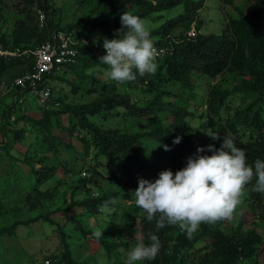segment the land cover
Here are the masks:
<instances>
[{
  "label": "trees",
  "instance_id": "1",
  "mask_svg": "<svg viewBox=\"0 0 264 264\" xmlns=\"http://www.w3.org/2000/svg\"><path fill=\"white\" fill-rule=\"evenodd\" d=\"M94 1L76 0L75 7L92 5ZM98 1L102 8L109 12L103 21L97 20L87 25H63L65 13L62 7H55L49 0H19L23 5L19 13H26V20H32L30 22L33 25L28 26L21 19L17 21L16 28L10 35H0V48L35 49L42 43L51 41L52 35L57 32H73L74 37L103 44L106 39L102 37L104 34H108L107 39L112 40L113 34L108 32L110 27L117 30L122 27L120 16L123 13L130 12L145 20L149 15L161 10L175 11L179 8L180 13L150 32L154 46L165 47L167 52L162 58L156 59L158 67L155 73H146L143 76L137 74L134 81L117 83L105 76L107 66L100 62V58L88 54L80 44L74 47L78 51L75 63L60 65L58 70H53L46 76L51 89L47 109L38 105L37 97L32 95L36 99L38 109L30 107L26 102V96L29 94L27 90H12L9 94L15 101L7 104L0 115V131L8 137L0 147V168L4 169L2 178H6V181L0 179V196L3 198L0 199V215L12 211L15 203L26 207L24 204L30 202L29 207L33 208V211L42 209L48 200L47 194L53 191L52 188L42 190L41 187L53 180L57 172H61L59 169L72 180L75 177V169L79 170L76 163L84 164L88 158L96 164L95 166H100L103 160L123 162L122 165L135 161L140 166L141 177L154 182L161 172L154 170L149 176L150 166L141 167L144 161H138L137 153L142 143L150 146L155 143L161 148L167 145L171 150L164 151L163 157L168 159L170 166L178 163V168H181L182 159H185L187 154L189 157L194 156L197 147L214 145L219 149L223 142L222 137L231 134L236 146L245 151L249 164L254 165L256 159L264 160V0H247L245 9L233 6V0H221L233 7L238 15L232 16L228 13V16L223 17L225 25L222 33L201 34L195 38L187 37L186 32L192 23L201 30L203 21L198 12L204 0H157L156 5L150 0ZM38 11L45 17L42 28H39ZM162 18L163 16L158 20ZM100 31H104L103 35L99 34ZM99 35L101 37H98ZM33 65L32 55L15 58L0 56V85H9L15 78L31 73ZM98 73L103 74L104 80L97 78ZM194 76L209 80L203 104L197 110L200 117H206L212 133L199 145L193 143L194 138L187 122L188 102L175 104L164 101L165 98L170 99L171 96L177 95L171 88L192 91L191 80ZM58 82H65L73 94L80 92L81 95L89 97L90 101L83 104L65 103V97L59 93ZM117 84L125 86L126 89L120 90ZM132 91H137L144 99L133 101ZM1 96L0 94V100L4 101V96ZM233 97L239 101L236 109L229 103ZM120 109L123 111H119ZM34 110L40 111L39 119L27 115V112ZM62 116H66L65 125L61 122ZM112 118L117 119V127L106 125ZM144 122L150 126L149 130L141 129ZM58 128L69 137L76 138L85 148L83 152L76 156L74 152L70 153L68 160L53 159L58 147L67 152L73 150L70 144L62 142L53 133ZM27 132L35 134L33 140ZM216 134L221 136L220 140L211 138ZM177 137L180 138V143L174 144L173 141ZM15 144L25 146V152L11 154L9 149ZM204 154L212 155L211 152ZM160 156L157 160L162 162L164 158L161 160ZM21 166L27 168V171ZM120 173L119 179H105V182L112 184L106 191L103 189V182L96 189L93 186L95 192L84 185L85 198L78 201L75 200L78 194L76 190L80 188L78 187L71 194L67 205L66 191H63L61 203L65 210L57 208L47 216L39 215L34 219L19 221L8 228L0 229V261L5 260L6 264H20L26 256L17 250L18 246L14 241L10 242L9 249L6 246V243H9L6 236L12 238L13 229L19 224L27 225L44 220L52 225L50 216L61 212L65 221L70 224L74 222L80 231L84 232L75 217L69 216L70 211L76 207L83 210L82 215L87 219L100 215L102 208L122 209L124 214H121L118 223L110 225L111 229L120 236L126 235L125 239L130 238L135 243L147 245L148 233L154 232L161 245L159 253L154 260L138 261L140 264H257L258 258L264 256V193L251 190L255 178L246 186L242 198L249 214L241 211L234 223L232 218L223 219L217 222L215 228H211V223H202L199 231L189 237L178 226L173 225H167L157 231L155 221L148 222L145 211L135 204L134 192L141 177L135 181L123 170ZM78 177L81 178L80 172ZM124 177L129 178L128 187L132 196L122 195L124 189H129L127 182L123 180ZM59 181L60 179L55 183L64 188L68 186L66 183L60 184ZM57 186H53V190L57 189ZM69 190H72L70 186ZM23 193L27 196L22 203L19 196ZM3 195H9L12 199L13 195L14 200L11 201ZM127 198L132 200L129 205L123 202ZM245 216L252 217L253 226L249 229L245 228ZM43 217L44 219H41ZM224 220H227L229 225L227 234L219 229ZM137 221L140 231L135 229ZM78 234L74 233V237ZM62 237L65 252L62 255H54L51 264H81L79 259L88 247L76 244L72 249V245L65 241L67 237L64 234ZM96 240L104 249L108 262L127 264L121 260L117 249L123 246L128 250L129 240L126 239L124 244ZM74 249L79 252L74 254ZM6 250L11 251V259L6 258ZM30 263L35 264L33 259H30Z\"/></svg>",
  "mask_w": 264,
  "mask_h": 264
},
{
  "label": "rangeland",
  "instance_id": "2",
  "mask_svg": "<svg viewBox=\"0 0 264 264\" xmlns=\"http://www.w3.org/2000/svg\"><path fill=\"white\" fill-rule=\"evenodd\" d=\"M51 4H54L55 7H62L65 13V16H63V25H79L84 24L87 25L88 23L96 22L97 20L103 21L105 18H107V14H109L108 10L103 9L100 5L98 0H95L92 5H82L81 8H76V0H49ZM192 1H198V0H192ZM105 2V1H102ZM233 3L235 7H240L242 9H245L247 5V0H233ZM74 7V8H72ZM222 10H220V8ZM23 8L22 3L19 2V0H2V5H0V35H10V33L16 28L15 25L17 21L24 20L28 26L33 25L32 20H26V13L20 14L19 11ZM169 12H162L163 18L158 20V18L162 16H157L158 14H151L149 15L144 21L146 28L151 32L152 30L156 29L161 23L166 21L167 19H171L173 16L177 15V13H180L181 10L177 8L175 11L168 10ZM228 13H231L232 16H237L238 12L234 11L233 7L230 5L225 4L221 0H204V4L202 8L199 10L198 15L199 18L203 21L201 33L202 34H219L223 32L224 29V16H228ZM157 17V18H156ZM110 27V26H109ZM116 28L110 27L108 32L113 34L112 39H118L116 36ZM104 31H100L99 34L103 35ZM108 34H104L102 37L107 39ZM117 37H115V36ZM98 37H101L100 35ZM95 71V70H93ZM99 71V68H98ZM90 73V71H89ZM70 77V75H69ZM68 77V79H69ZM97 78L100 80H104L103 74L98 73ZM193 84L192 91H186L184 89H177V88H171L173 92H175L176 96H171L170 99L165 98L164 101L168 102H174L175 104H181V102H188L187 110L189 112V117L187 118V122L191 128V134L194 138L193 143L196 145L201 144L204 142V140L208 139L210 137V134L212 133L211 128H209L207 124L206 117H200L199 112L197 109H200L203 104V99L205 98L206 91H207V83L209 80L207 78H203L201 76H194L191 80ZM50 86V85H49ZM57 87L59 88V93L63 97H65V103H74V104H83L90 101L89 97H85L80 94V92L75 95L71 92L70 86L65 84V82H58ZM117 87L120 90H125V86L121 84H117ZM1 94V93H0ZM2 100H0V115L2 113L3 108L12 102V97L9 93L3 95ZM148 97V95H147ZM131 98L133 101H139V99L143 100L141 94H139L137 91H132ZM149 98V97H148ZM151 98V97H150ZM26 102L27 104L35 109H38L36 106L37 102L36 99L33 98L31 95L26 96ZM230 105L236 109L239 106V101L236 97H233L229 100ZM119 111H123L120 109ZM28 116H32L36 119H39L41 114L40 111H30L27 112ZM13 121V120H11ZM54 120L52 119L51 122ZM61 122L63 125L66 123V116L61 117ZM100 123V120L98 121ZM103 123V121H102ZM21 123L19 124V127H21ZM106 125H112L113 127H117V119L112 118L109 122L106 123ZM0 126H1V119H0ZM142 130H149L150 126L147 123L141 124ZM28 136L33 140L34 139V133L27 132ZM53 133L58 136L62 142H66L70 144L73 148V150L67 152L65 149L58 147V152L53 157V159H59L60 161H63V159L68 160L70 153L74 152V156H76L78 153H82L85 149L81 143L73 137H69L64 133V131H61L60 128L57 130H54ZM5 138L8 139L7 136H5L3 131H0V147L3 144V141ZM26 150V147L23 145L15 144L12 145L9 149V152L11 154H15L16 152L22 154ZM164 148H161L160 146L156 145L155 143L152 144V146L147 144H141L138 148V161H144L141 167H147L150 166V174L149 176L154 172V170H158V172H162L164 170H171L173 173H175L178 170H181L186 166L187 159L189 158V155H186L185 159H182V167L178 168V163H175L173 166H170L168 164V159H165L164 156ZM2 153V152H0ZM153 153V154H151ZM161 156H160V155ZM16 156V155H15ZM53 156V154H52ZM161 158V161L157 160V157ZM89 160L85 159L87 162L84 164H78V171L75 169V177L70 178V176H65L63 174V171L59 169L56 176L53 178V180H50L48 183L44 184L41 189H48L52 188L53 193H48L46 199H48L43 204V210L37 209L36 211H33V208H30V202L24 204L26 207H21L22 204L15 203V207L12 211L3 213L0 215V229L8 228L10 225L17 223L19 221H25L27 219H34L35 217H38L39 215L47 216L48 213L51 211L53 212L57 208H61V210L64 209L63 203H61L62 200V193L63 191H66V197L65 201L66 204H69L71 194L74 193V190L80 187L75 200L81 201L84 199L83 195V186H86L87 182L89 186H94L95 188H98L101 182H103V189L106 191L107 189H110L112 187L111 182H105L106 178L109 179H116L121 178L120 177V171H124L126 174H129L132 178H134L135 181H138L140 172L139 165L135 163V161H128L125 163V165H122L123 162H114V161H105L103 160L100 164V166H95L96 164L94 162H91V159ZM50 160V159H49ZM159 162V166H158ZM157 165V167H156ZM25 171H27V168L24 166H21ZM75 168V167H74ZM4 169L0 168V179L5 180L6 178H2V172ZM98 170L100 172H98ZM78 172H80L81 178L78 177ZM85 173V175H83ZM101 173V174H98ZM120 173V174H119ZM63 178V179H62ZM83 178V179H82ZM142 178V177H141ZM59 183H66L68 185L67 187H63L62 185H58L55 183L57 180H59ZM129 178L124 177L123 180L127 182V188L130 181ZM94 181V183H93ZM68 182L70 184H68ZM58 185V186H57ZM53 186H57V189L53 190ZM69 186L70 189L69 190ZM7 189V188H5ZM129 189H124L123 194H128L129 196H132V191H129ZM116 191V190H115ZM118 192V191H117ZM114 193V192H111ZM108 194H110V191H108ZM4 196V195H3ZM5 195L4 197H6ZM27 194L23 193L19 196L20 200H25ZM1 197V196H0ZM11 201L14 200V196L12 195L13 199L7 196ZM245 197V196H244ZM243 196L241 197V203L236 208V213H233L232 219L233 223L235 222L237 215L243 211L248 209L246 204L243 203L244 200H242ZM0 199H3L2 197ZM126 205H129L132 203L131 199H124L123 201ZM247 212V211H246ZM83 210L81 208H73V210L70 211L69 216L75 217V221L80 223V227L84 229V232H81L80 229L76 226V224L69 223L65 221L63 215L61 212L56 213L54 215L50 216L51 221L53 222L52 225L48 224L44 220H38L35 223H30L27 225H17V227L14 230V236L10 238L9 236H6V239L9 240V243H6L7 249H9V244L11 241H14L18 248L17 250L21 251L26 256L22 258L20 264H31L30 259H33L35 264H40L42 262L43 264L46 261H49L51 263L54 255H62V253L65 252L64 249V242L62 241V235L64 234L66 238V243L73 246L76 244H80L82 247L87 248L83 251L81 258L79 261L81 264H113L107 261L106 254L104 252V249L99 246V243L96 239L102 240L103 242H110L113 241L114 243H121L124 244V241L129 240L130 241V248L127 250L122 247H118L117 251L120 253L121 260L125 263H127V257L128 253L138 244L135 243V241L131 240L127 237L125 234V237L123 235H119V233L113 232L111 229V224H116L119 221V218L121 214H124V211L120 208L118 210L116 209H109V208H102V211L100 215L96 216L95 218H89L87 219L85 216L82 215ZM248 213V212H247ZM249 214V213H248ZM77 217V218H76ZM41 219H44L41 218ZM245 228L249 229L253 226L252 224V217L245 216ZM70 224V225H69ZM217 222L215 224H211V228H215L217 226ZM135 229H138L140 231V224L135 222ZM220 230H222L225 234L228 233L229 225L227 223V220L223 221L220 225ZM198 230L195 232L197 233ZM258 232H261L259 229H257ZM96 232H102V237L97 238L95 233ZM74 233H79L77 236L74 237ZM138 234V233H137ZM139 236V234L137 235ZM124 237V238H123ZM4 239V238H3ZM5 240V239H4ZM108 240V241H107ZM120 241V242H119ZM5 242V241H4ZM201 243V242H200ZM120 244V246H121ZM202 244V243H201ZM199 247V245L197 244ZM1 250V249H0ZM6 258L11 259L13 255L11 254V251L6 250ZM74 254H77L79 251L78 249L73 250ZM82 252V251H81ZM0 264H6L5 260L0 261ZM140 264V263H136ZM257 264H264V256H261L258 258Z\"/></svg>",
  "mask_w": 264,
  "mask_h": 264
},
{
  "label": "clouds",
  "instance_id": "3",
  "mask_svg": "<svg viewBox=\"0 0 264 264\" xmlns=\"http://www.w3.org/2000/svg\"><path fill=\"white\" fill-rule=\"evenodd\" d=\"M150 2L157 4V0ZM164 11L169 12L161 10L155 14L163 16ZM120 21L122 27L116 31L119 38L105 39L103 43L106 55L100 58V62L107 66L105 76L117 83H126L134 81L137 74L143 76L146 73H155L158 67L156 59L166 54L157 57L156 48H164L166 52L167 48L154 46L145 21L139 16L126 12L120 16ZM195 29L199 31L198 35L202 34L196 24ZM15 79L7 85V90H0V93L5 95L17 88L23 91L19 87H11ZM28 95L32 94L29 92ZM12 101H15L14 97ZM211 138L220 140L221 136L216 134ZM222 140L219 149L214 145L197 147L196 154L187 159L186 166L175 173L170 169L164 170L154 182L139 179L138 188L134 192L135 204L145 211L148 222L155 221L157 231L173 225L191 237L202 223L215 224L231 218L241 203L246 186L254 178L255 183L251 190L264 193V160L256 159L254 165L249 164L245 151L236 146L231 134L223 136ZM173 143H180V138L177 137ZM164 150L171 149L164 145ZM206 152H211L212 155L204 154ZM86 186L95 192L96 188L89 186L87 182ZM102 234L95 233L97 238H101ZM148 240L147 245L138 244L128 253L127 264L156 258L161 247L159 237L150 231Z\"/></svg>",
  "mask_w": 264,
  "mask_h": 264
},
{
  "label": "built area",
  "instance_id": "4",
  "mask_svg": "<svg viewBox=\"0 0 264 264\" xmlns=\"http://www.w3.org/2000/svg\"><path fill=\"white\" fill-rule=\"evenodd\" d=\"M39 28L44 25L45 17L38 11ZM199 34V31L195 29V24H192L191 28L187 32V37L194 38ZM82 44L85 48L84 51L88 52L95 58H101L106 55V51L103 48V44L91 43L89 39L78 37L73 35V32L66 34L65 32H57L52 35L51 41H46L35 49L20 50L16 48L12 51L4 50L0 48V56L4 57H20V56H33L34 65L31 73L26 74L23 77L15 79L11 87H19L22 90H28L32 96L37 97L39 104L47 109V101L50 97V87L47 84V78L53 70H58L60 65L73 64L77 56L76 46ZM157 57H162L166 53L164 48H156ZM47 84V85H46ZM9 87L2 83L0 90L5 91ZM57 105V104H56ZM55 105V106H56ZM44 264H51L46 261Z\"/></svg>",
  "mask_w": 264,
  "mask_h": 264
}]
</instances>
